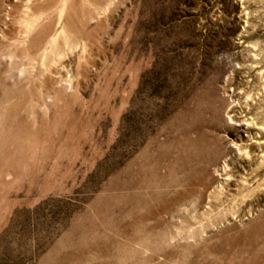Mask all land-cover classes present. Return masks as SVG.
I'll list each match as a JSON object with an SVG mask.
<instances>
[{"label":"rangeland","instance_id":"obj_1","mask_svg":"<svg viewBox=\"0 0 264 264\" xmlns=\"http://www.w3.org/2000/svg\"><path fill=\"white\" fill-rule=\"evenodd\" d=\"M0 264H264V0H0Z\"/></svg>","mask_w":264,"mask_h":264}]
</instances>
